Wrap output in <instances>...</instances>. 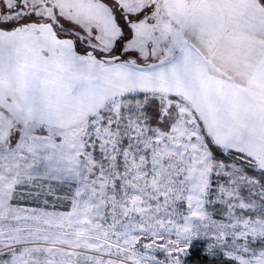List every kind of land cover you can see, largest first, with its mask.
Returning a JSON list of instances; mask_svg holds the SVG:
<instances>
[{"label":"snow or ice","instance_id":"6c2138e0","mask_svg":"<svg viewBox=\"0 0 264 264\" xmlns=\"http://www.w3.org/2000/svg\"><path fill=\"white\" fill-rule=\"evenodd\" d=\"M0 264H264V0H0Z\"/></svg>","mask_w":264,"mask_h":264}]
</instances>
